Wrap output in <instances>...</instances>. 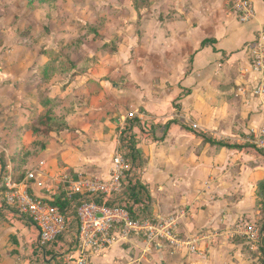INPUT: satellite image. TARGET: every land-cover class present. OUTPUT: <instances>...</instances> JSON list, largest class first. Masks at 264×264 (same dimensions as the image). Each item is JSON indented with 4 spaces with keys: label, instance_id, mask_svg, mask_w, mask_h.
<instances>
[{
    "label": "crops",
    "instance_id": "obj_1",
    "mask_svg": "<svg viewBox=\"0 0 264 264\" xmlns=\"http://www.w3.org/2000/svg\"><path fill=\"white\" fill-rule=\"evenodd\" d=\"M109 1L123 10L118 23L93 16L76 23L80 30L72 36L58 26L62 15H52L56 27L44 30L47 46L0 49V157H6L8 176L18 152L38 140L32 123L51 107L64 126L50 133L46 149L24 169L30 172L38 161L57 194L79 180H109L115 154L128 155L122 134L127 120H153L157 137L165 136L158 142L136 129L143 155L139 172L153 223L174 219L179 242L153 247L144 236H119L91 264L95 258L114 264L125 243L141 255L120 264H250L241 248L249 242L241 233L259 218L264 181V155L252 144L264 121L255 69V53L264 43V0H250L254 17L248 22L238 19L228 0H150L139 11L132 0ZM52 61L58 72L46 76L43 69ZM26 177L16 183L54 199V192ZM4 194L0 264H48L50 257L39 253L37 229L6 207ZM20 230L32 234L29 251L7 240Z\"/></svg>",
    "mask_w": 264,
    "mask_h": 264
},
{
    "label": "built area",
    "instance_id": "obj_2",
    "mask_svg": "<svg viewBox=\"0 0 264 264\" xmlns=\"http://www.w3.org/2000/svg\"><path fill=\"white\" fill-rule=\"evenodd\" d=\"M241 22H248L254 17V8L250 0H228ZM255 69L259 73L257 95L264 94V43L255 53ZM196 127V126H194ZM252 144L264 155V121L258 130L253 131ZM114 170L111 178L105 180H79L70 183L69 193L89 194L91 198L101 195L103 204H83L76 213H62L52 205L53 198L47 195L31 194L26 186L18 185L7 178L6 192L3 200L8 209L15 210L18 217L27 219L37 229L40 246L56 244L67 264H91L94 255L105 254L119 237L144 236L150 242L166 240L171 245L179 242L176 233V222L145 221L135 222L128 210L119 205L111 208L107 203L115 200L122 192L123 185L130 177L133 165L126 154L119 151L113 159ZM43 163L41 167H43ZM26 181L46 192L57 194L45 181L42 168L34 169L27 174ZM61 183V182H60ZM59 185V184H58ZM54 189V190H53ZM250 244H255L264 258V230L257 222L245 223L241 233Z\"/></svg>",
    "mask_w": 264,
    "mask_h": 264
},
{
    "label": "trees",
    "instance_id": "obj_3",
    "mask_svg": "<svg viewBox=\"0 0 264 264\" xmlns=\"http://www.w3.org/2000/svg\"><path fill=\"white\" fill-rule=\"evenodd\" d=\"M31 2H34V4L37 3L38 6L42 4L52 6V8H55L57 11H60V3H62L61 0H51L49 3L43 0H33ZM136 8L138 10L140 9L138 6H136ZM52 15H54L53 12L50 13V17ZM53 64L55 66V62L52 61L50 66H46L43 69L44 75L48 76L51 72H58V69H51ZM170 125L171 124H166L163 126L165 132ZM63 126V122L53 118V107H51L49 111L32 123V132L36 137H38V140L33 144L32 148L22 151L20 150L16 155L14 160V173H12V176L10 175L15 182H20L26 177L29 171L27 172V169H24V165L28 163L33 157H37L40 152L46 149V142L50 133L53 132L55 128L61 129ZM158 128L159 125H156L153 120H146L142 122L138 117H131L127 120L122 133L123 141H125V144L129 150L127 159L132 163L133 169L127 182L123 185L122 192L115 200L108 202L107 206L114 208L119 205H123V207L128 210L130 218L135 222L142 223L145 221H156L154 219L152 207L150 205L151 197L148 186L142 180V176L139 172L143 165V155L140 151V148L138 147L139 134L136 129H139L140 134H144L146 137H152L154 140L159 142L164 138L165 134L161 139L157 137ZM209 142L215 145L217 144L219 147H234L227 144L216 143L213 140H209ZM0 165L1 171L3 173L2 177H0V193H5V181L7 177H9L8 165L5 155L0 157ZM258 195L260 196L261 200L257 205L259 209V218L257 220V224L260 229L264 230V181L259 184ZM51 203L62 213H76V210L83 204L94 203L97 205H102L103 197L98 195L91 198L89 194L86 193L70 194L65 189H62L57 195L54 196V199ZM0 218H2L1 214ZM40 249L41 251L39 253L42 252L50 257L51 261L47 262L48 264H67L64 260V256L59 252L56 244L44 245ZM253 264H264V258L262 255H260L259 260Z\"/></svg>",
    "mask_w": 264,
    "mask_h": 264
},
{
    "label": "rangeland",
    "instance_id": "obj_4",
    "mask_svg": "<svg viewBox=\"0 0 264 264\" xmlns=\"http://www.w3.org/2000/svg\"><path fill=\"white\" fill-rule=\"evenodd\" d=\"M31 1L33 0H0V49L4 47L7 50L10 48V46H15L14 48L16 49L26 46L30 49L34 47L33 49L38 51L40 47H44L45 45L47 46L46 43L49 36L44 33V30H47L48 32L49 27L52 29L56 27V22L50 23L51 20L48 18L51 12H53L55 16L62 15L63 18L61 24L58 26L67 28L68 31L72 32V36H74L76 29L80 30V27L76 23L80 24V21L85 22L93 16L101 15H105L107 19L109 18V23H118L121 20L123 11L122 9H116L113 3L109 0H61L62 3H60V11H57L55 8H52V6L49 5L42 4L38 6L37 3L34 4V2ZM43 1L49 3L51 0ZM132 1H135V9H137L136 6L140 7L139 10L150 6L151 4L150 0ZM123 2L128 4L129 0H123ZM139 10L137 9V11ZM123 14L125 13L123 12ZM107 32L110 31L107 30ZM16 42L18 43L17 45ZM36 164H38V161L32 164L33 166L30 171L38 168V165L36 166ZM47 170L48 167L46 168L45 166L44 172ZM257 220L258 218H256L253 223L257 222ZM22 231L23 230L16 231V233L14 232L8 236L7 240H9V244L11 245L19 244L22 252H26L30 250L33 237L30 238V235L32 236L31 233L22 236ZM159 242L160 241L153 242L152 246L155 247ZM240 244L241 243H238V245ZM130 246V244H123L122 249L119 250V254L114 256L116 262H114V264H120V262H122L121 260L131 261V259H135L137 255H141V252L136 251L137 249L131 250ZM241 246L243 249L246 248L245 255H243L248 257L247 260L250 264H253L252 262L254 259L258 258L259 260L261 251L259 248L257 249L255 244H249L246 242ZM246 246L250 247V249L254 251L250 253V250ZM166 250L170 252L169 246L166 248ZM94 264L104 263L99 258H95Z\"/></svg>",
    "mask_w": 264,
    "mask_h": 264
}]
</instances>
